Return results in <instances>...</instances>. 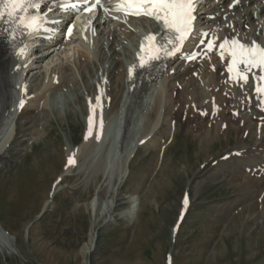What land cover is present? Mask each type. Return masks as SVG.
I'll return each instance as SVG.
<instances>
[{
    "label": "rangeland",
    "instance_id": "1",
    "mask_svg": "<svg viewBox=\"0 0 264 264\" xmlns=\"http://www.w3.org/2000/svg\"><path fill=\"white\" fill-rule=\"evenodd\" d=\"M149 25L136 23L132 36L120 30L119 50L132 49L136 31ZM101 51L96 47L95 57ZM55 56L53 52L49 60ZM71 64L69 73L81 81L82 68L79 72ZM76 89L71 84V89L51 97L56 110L49 111V119L40 120L39 127L22 120L10 148L12 160L0 163V225L16 237L20 250L0 251V264H169V258L171 264H264V228H258L255 212L225 209L234 188L228 179L211 176L213 165L208 161L228 146L226 136L204 150L199 138L184 126L172 142L164 144L163 152L142 145L130 164L131 176L122 186L112 224L98 215L96 210L107 194L102 190L98 198L95 185L102 180L98 171L105 166L106 149L113 143L109 133L118 121L105 104L97 112L78 108L66 114V103L77 97ZM183 111L174 115L175 121L186 122L188 113L184 111L183 117ZM90 117L99 131L106 130L107 142H101L103 148L97 150L99 142L95 144L94 139L90 149L77 156L73 169L63 175L68 151L84 142ZM146 121L139 112L134 114L127 135L139 134ZM209 121L205 120L206 127ZM237 137V133L232 135L231 146L237 144ZM246 142L251 143L250 137ZM186 192L193 196L192 207L174 237ZM137 194L142 203L135 219L126 215L125 207Z\"/></svg>",
    "mask_w": 264,
    "mask_h": 264
},
{
    "label": "bare ground",
    "instance_id": "2",
    "mask_svg": "<svg viewBox=\"0 0 264 264\" xmlns=\"http://www.w3.org/2000/svg\"><path fill=\"white\" fill-rule=\"evenodd\" d=\"M233 3L234 0H206L200 7L197 26L211 30L218 40L228 36L244 40L256 39L264 44V0H240L235 5ZM55 10H58L57 6ZM109 13L103 22L99 17L93 19L91 15L79 21L80 37L91 35L93 44L78 42L77 35L65 37L63 27L60 36L53 42L40 39L41 42L37 43L39 39H32L31 44L36 42L40 47L30 55V58L34 56V60L26 63L27 59L21 60L15 55L11 57L4 45L5 30L1 32L0 163L12 160L10 148L22 120L39 127L40 120H48L46 114L56 110L55 105L50 103L51 97H55L60 91L71 89V84H74L77 97L74 101L70 99V102H65L66 114L69 115L78 108L97 112L105 104L108 110H113V116L120 120L119 138L114 144L116 147L113 148L111 144L108 148L111 142L107 143L105 166L102 165L101 171H98L102 180L95 185L98 198L102 190L106 191L107 197L104 202L100 199L96 211L98 215L106 217L108 224H112V214L120 205L121 189L131 176L130 164L139 152L140 142L145 140V147H155L162 151L164 144L172 142L179 130L185 126L190 134L199 138L204 150L219 138H228V146L212 160L211 176L216 175L220 181L228 179L234 188V194L231 200L226 201L225 209L255 212L252 216L258 228L263 229L264 97L257 95L254 86L248 87L245 84L243 87H236L231 83H224L227 76L223 64L213 55H209L201 65L188 64L182 58L175 57L166 61L167 67L162 72L152 71L143 75L139 81L134 80L127 84L128 64L133 60V51L126 48L122 53L116 40L118 41L120 30L132 36L134 30L129 24L133 25L142 19H127L125 22L120 14L112 11ZM76 26L73 23L71 28ZM142 33L143 31H138L135 34L134 42ZM95 47L102 49L98 57L94 54ZM53 52L58 57L49 60ZM71 63L78 70L82 68V72L79 70L81 81L75 80L69 73ZM18 65L20 68H17ZM149 97L154 100L153 103L147 101ZM16 98L19 99L17 104ZM21 101L25 103L23 108H20ZM183 110L188 113L186 122L174 123V115ZM138 112L147 121L139 134L129 137L128 127L134 114ZM205 112L206 115L202 114ZM109 113L108 111L107 114ZM60 116L62 117V113ZM206 119H210L207 127L204 123ZM124 123L126 129L124 128V134L121 135ZM99 130L97 124L91 121L84 142L79 147L70 149L69 157L74 156L76 162L77 156L87 151L94 139L95 144L99 142L96 144L97 150L103 148L101 142L106 141V130L101 131V135ZM234 133L238 135L237 144L231 146L230 138ZM248 137L251 143L246 142ZM75 162L68 164L63 174L70 168L73 169ZM49 201L51 200H48L46 207ZM127 203L126 215L136 219L142 203L140 195H132ZM90 205L94 209L93 203ZM1 227L0 251L19 253L16 237L10 238ZM93 240L94 235L91 242ZM91 247H87L88 253L91 252Z\"/></svg>",
    "mask_w": 264,
    "mask_h": 264
},
{
    "label": "snow or ice",
    "instance_id": "3",
    "mask_svg": "<svg viewBox=\"0 0 264 264\" xmlns=\"http://www.w3.org/2000/svg\"><path fill=\"white\" fill-rule=\"evenodd\" d=\"M42 0H0V22L4 21L7 16L6 23L10 26L7 31L9 39H15L16 30L21 32L39 31L43 26V22L47 19L46 15L41 13ZM240 0H234V5ZM103 4V0H85L83 11L91 12L97 5ZM198 0H120L115 6L116 11H123L125 15H146L158 22L169 32L173 33L172 39L167 41L168 49L158 42L156 34H150L144 38L141 44L139 57V66L145 67L153 60L160 59L161 53L168 56L175 55L181 50L183 43L191 35L194 30L195 10ZM62 7H66L62 5ZM105 12L108 8L103 9ZM127 22V21H125ZM71 28L69 29V35ZM207 37L209 33H202ZM218 37H213L216 40ZM201 43H204L202 40ZM213 42L207 44V50H212ZM221 59L224 58L225 52L230 57L227 71L233 82L239 85H245L249 81V74H253V80L256 83L255 92L258 96L264 95V44L252 41H243L239 37L232 39L225 38L219 44ZM20 54L26 51V48L18 50ZM195 59V55L191 57ZM130 73L133 69L130 68ZM21 101V106L23 105ZM202 114H207L202 113ZM91 123V117H90ZM103 121L101 120V129ZM74 156L69 157V164L74 163ZM187 203V200L185 201Z\"/></svg>",
    "mask_w": 264,
    "mask_h": 264
},
{
    "label": "water",
    "instance_id": "4",
    "mask_svg": "<svg viewBox=\"0 0 264 264\" xmlns=\"http://www.w3.org/2000/svg\"><path fill=\"white\" fill-rule=\"evenodd\" d=\"M4 230V229H3ZM5 231V230H4ZM5 233H7L6 231H5Z\"/></svg>",
    "mask_w": 264,
    "mask_h": 264
}]
</instances>
